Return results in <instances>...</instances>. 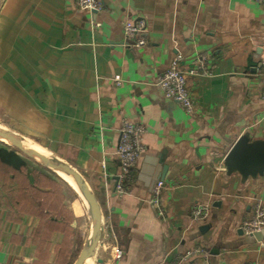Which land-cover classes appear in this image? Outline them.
I'll use <instances>...</instances> for the list:
<instances>
[{
    "label": "crops",
    "instance_id": "crops-1",
    "mask_svg": "<svg viewBox=\"0 0 264 264\" xmlns=\"http://www.w3.org/2000/svg\"><path fill=\"white\" fill-rule=\"evenodd\" d=\"M101 1L98 13L80 10L78 0L0 6V89L20 106L22 122L36 121L38 146L73 166L96 196L103 220L95 260L264 264V231L257 238L241 229L264 207V173L226 165L238 141L264 145V3ZM136 18L147 23L148 45L140 49L128 46L124 34ZM176 54L185 58L183 70L197 56H207L213 68L189 78L194 116L157 86ZM115 76L122 86H114ZM125 121L144 126L145 149L119 194L116 150ZM28 169L18 173L0 163V264H74L78 221L91 222L90 210L61 180L41 172V183ZM159 181L164 218L150 204ZM200 204L209 215L195 221ZM198 249L206 254L187 257Z\"/></svg>",
    "mask_w": 264,
    "mask_h": 264
},
{
    "label": "built area",
    "instance_id": "built-area-1",
    "mask_svg": "<svg viewBox=\"0 0 264 264\" xmlns=\"http://www.w3.org/2000/svg\"><path fill=\"white\" fill-rule=\"evenodd\" d=\"M260 1L264 3V0ZM77 5L80 10L91 13H98L103 10L101 0H78ZM124 34L127 45L132 48L140 49L148 45L147 23L143 18H136L126 22L124 25ZM184 60L183 55L176 54L169 68L158 78L157 86L160 88L166 100L178 104L188 115L194 116L197 104L189 90V78L199 75H211L213 68L209 66L207 56L195 57L191 60V65L185 70L181 66ZM113 83L114 86L120 87L123 84V79L121 76H115ZM261 99L264 101V80ZM144 134L145 128L140 124L129 121H125L122 124L116 150L121 166V174L117 184V192L119 194H123L126 190V183L132 181L133 171L144 153ZM164 188L165 183L163 181L157 182L150 199V204L160 218L165 217L161 202ZM208 215L209 207L204 204L197 205L192 210V217L195 221L206 219ZM241 229L243 234L249 237H254L256 234L262 233L264 231V207L257 206L252 218L245 221ZM205 254L206 251L204 249H198L189 252L187 257L204 256ZM118 256H121L120 250H118Z\"/></svg>",
    "mask_w": 264,
    "mask_h": 264
},
{
    "label": "water",
    "instance_id": "water-1",
    "mask_svg": "<svg viewBox=\"0 0 264 264\" xmlns=\"http://www.w3.org/2000/svg\"><path fill=\"white\" fill-rule=\"evenodd\" d=\"M1 3L2 0H0V6ZM0 142L10 147L16 148L29 155L33 159L38 160L46 168L55 172H61L74 180L79 190L89 201L91 206V233L87 244L81 251L74 264H85L89 259H93L96 256V250L101 239L103 217L101 206L96 199V196L91 191L90 187L85 182L80 173L69 164L50 157L46 152V154L38 152L34 148H38V146L33 145L26 138L2 131L1 126ZM226 165L230 170L237 169L244 172L264 173V145L250 146L243 140L238 141L227 155ZM160 177H163V175ZM262 235V233H259L256 234V237L260 238Z\"/></svg>",
    "mask_w": 264,
    "mask_h": 264
},
{
    "label": "rangeland",
    "instance_id": "rangeland-1",
    "mask_svg": "<svg viewBox=\"0 0 264 264\" xmlns=\"http://www.w3.org/2000/svg\"><path fill=\"white\" fill-rule=\"evenodd\" d=\"M0 86L1 87L3 86L1 81H0ZM10 99H11V94H9L8 92H5V90L3 88L0 89V126H1V130L4 132L14 134V135L22 136V137L26 138L29 142H31L33 145L38 146L37 143H42L43 140L36 136V131H35V127L37 125L36 121L35 122H29V123H27V121L22 122L21 116H20V106L18 105L19 108L16 106H12ZM7 100L9 101V103ZM35 120H36V118H35ZM23 135H25L26 137ZM38 147H40V146H38ZM2 148H8L11 151L17 152L18 155L21 156L26 161V163L29 166L28 170H30V171H28L27 174L32 179H37V181L39 182V181H41L40 178L42 177V174L45 173L49 176L48 178L54 179V180H61L64 187H68L70 190L71 189L74 190L63 178H61L57 174V172L46 168L38 160L33 159L29 155L21 152L20 150H18L16 148L10 147V146L5 145V144L0 142V149H2ZM40 148H42V147H40ZM45 152L50 157L57 159L53 154L51 155V153H49L47 150H45ZM65 163H67V162H65ZM41 172H42V174H40ZM43 182H46V180L41 181V183H43ZM37 194H38V192H37ZM78 198H80V197L78 196ZM83 202L84 201H82V203ZM70 206H71V208H75L76 205L71 203ZM84 206H86V205L84 204L83 208H85ZM77 226H78V228H81V231H82V233L79 234V237L77 239V255H78L79 252H81V250H83V248L85 247V245L88 242V239H89V236L91 233V222H89V220H87V221L80 220V221H78ZM98 256H99L100 260L101 259L103 260L107 257V254L103 251V249L99 248L98 249ZM78 257L79 256H77L76 260L78 259ZM88 261H91L89 264H98L97 259L95 260V257H94V259H89Z\"/></svg>",
    "mask_w": 264,
    "mask_h": 264
},
{
    "label": "trees",
    "instance_id": "trees-1",
    "mask_svg": "<svg viewBox=\"0 0 264 264\" xmlns=\"http://www.w3.org/2000/svg\"><path fill=\"white\" fill-rule=\"evenodd\" d=\"M0 163L11 168L14 172H25L27 171L26 161L18 155L17 152L11 151L8 148L0 149ZM28 176V174H26ZM29 191L31 190V187ZM37 193V192H36Z\"/></svg>",
    "mask_w": 264,
    "mask_h": 264
},
{
    "label": "bare ground",
    "instance_id": "bare-ground-1",
    "mask_svg": "<svg viewBox=\"0 0 264 264\" xmlns=\"http://www.w3.org/2000/svg\"><path fill=\"white\" fill-rule=\"evenodd\" d=\"M35 148V150H37L38 152H40V153H42V154H46L45 153V150L44 149H42V148H40V147H34ZM57 174L61 177V178H63L74 190H75V192L79 195V197L85 202V204L87 205V207L89 208V210H91V206H90V203H89V201L84 197V195L81 193V191L79 190V188H78V186L76 185V183L74 182V180L71 178V177H69V176H67V175H65V174H63V173H61V172H57ZM106 237V236H105ZM91 261H86V263L85 264H89Z\"/></svg>",
    "mask_w": 264,
    "mask_h": 264
}]
</instances>
